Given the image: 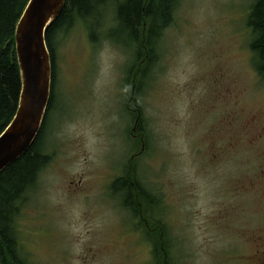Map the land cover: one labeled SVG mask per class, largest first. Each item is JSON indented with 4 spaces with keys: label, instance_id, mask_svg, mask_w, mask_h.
<instances>
[{
    "label": "rangeland",
    "instance_id": "rangeland-1",
    "mask_svg": "<svg viewBox=\"0 0 264 264\" xmlns=\"http://www.w3.org/2000/svg\"><path fill=\"white\" fill-rule=\"evenodd\" d=\"M119 1L97 0L94 34L79 18L57 34L43 140L51 161L16 222L27 264H156L147 228L111 188L142 143L127 81L133 53L111 35ZM254 2L179 0L161 40L142 101L151 144L138 171L164 194L170 264H264V82L247 26Z\"/></svg>",
    "mask_w": 264,
    "mask_h": 264
},
{
    "label": "trees",
    "instance_id": "trees-1",
    "mask_svg": "<svg viewBox=\"0 0 264 264\" xmlns=\"http://www.w3.org/2000/svg\"><path fill=\"white\" fill-rule=\"evenodd\" d=\"M30 0H0V134L14 118L22 91L20 69L15 48L17 25ZM179 0H121L116 4V31L111 35L117 44L133 53L127 81L134 79L131 104L137 116L133 132L141 139V148L133 153L128 172L114 180L111 188L120 196L122 206L147 228L156 264H170L171 237L164 222L167 204L164 194L150 186V177L139 176L140 158L151 144L150 129L144 116L143 98L156 81V67L161 61V40L172 24ZM97 0H66L55 25L47 30V44L52 57L53 77L55 41L60 30L70 29L79 18L94 29L89 19L99 14ZM247 26L252 31L250 49L254 67L264 82V0L251 6ZM94 36L92 35V39ZM95 41V39H94ZM53 105V92L42 129L18 160L0 173V264H27L18 242L17 218L27 193L37 184L41 171L51 156L43 144L46 125ZM142 226V228L144 227Z\"/></svg>",
    "mask_w": 264,
    "mask_h": 264
},
{
    "label": "water",
    "instance_id": "water-1",
    "mask_svg": "<svg viewBox=\"0 0 264 264\" xmlns=\"http://www.w3.org/2000/svg\"><path fill=\"white\" fill-rule=\"evenodd\" d=\"M66 0L30 1L17 25L15 48L20 69L22 91L17 112L0 134V173L26 153L38 137L52 93L53 66L47 44L49 20H58ZM30 9V10H29Z\"/></svg>",
    "mask_w": 264,
    "mask_h": 264
},
{
    "label": "snow or ice",
    "instance_id": "snow-or-ice-1",
    "mask_svg": "<svg viewBox=\"0 0 264 264\" xmlns=\"http://www.w3.org/2000/svg\"><path fill=\"white\" fill-rule=\"evenodd\" d=\"M36 3H37V0H30V9H31V6H34ZM50 15H52V14L49 13L47 16L44 17V20L40 25L41 28L44 27L45 23H47L49 25V29H51V27H53L55 25V22H56L55 18H53L52 20H49Z\"/></svg>",
    "mask_w": 264,
    "mask_h": 264
}]
</instances>
